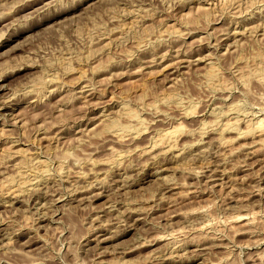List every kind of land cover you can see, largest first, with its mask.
I'll list each match as a JSON object with an SVG mask.
<instances>
[{"label":"rangeland","instance_id":"obj_1","mask_svg":"<svg viewBox=\"0 0 264 264\" xmlns=\"http://www.w3.org/2000/svg\"><path fill=\"white\" fill-rule=\"evenodd\" d=\"M262 120L264 0H0V264H264Z\"/></svg>","mask_w":264,"mask_h":264},{"label":"bare ground","instance_id":"obj_2","mask_svg":"<svg viewBox=\"0 0 264 264\" xmlns=\"http://www.w3.org/2000/svg\"><path fill=\"white\" fill-rule=\"evenodd\" d=\"M158 65H159V64H158ZM29 66H30V65H29ZM26 67H27V66H26ZM24 68H25V67H24ZM4 74L7 75L6 73H4ZM1 78H2V77H1ZM3 79H5V78H3ZM39 95H40V94H39ZM262 121H263V120H262ZM263 122H264V121H263ZM259 124H260V123H259ZM259 126H260V125H259ZM260 127H261V126H260ZM2 131H3V130H2ZM31 159H32V158H31ZM23 171H24V170H23ZM34 177H35V176H34ZM17 191H18V190H17ZM17 191H16L15 188H14V189H13V188L8 189L9 194H10V193H11V194H12V193L14 194V193L17 192ZM6 192H7V191H6ZM19 192H20V191H19ZM10 196H11V195H10ZM11 197H12V196H11ZM11 197H10V198H11ZM12 198H13V197H12Z\"/></svg>","mask_w":264,"mask_h":264}]
</instances>
